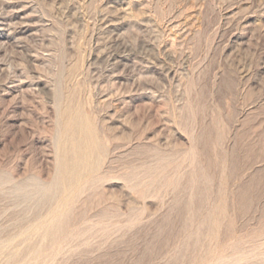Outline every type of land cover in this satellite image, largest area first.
<instances>
[{"label":"rangeland","instance_id":"374dc122","mask_svg":"<svg viewBox=\"0 0 264 264\" xmlns=\"http://www.w3.org/2000/svg\"><path fill=\"white\" fill-rule=\"evenodd\" d=\"M4 1L0 264H264V0ZM67 105L101 159L49 196Z\"/></svg>","mask_w":264,"mask_h":264},{"label":"bare ground","instance_id":"6f19581e","mask_svg":"<svg viewBox=\"0 0 264 264\" xmlns=\"http://www.w3.org/2000/svg\"><path fill=\"white\" fill-rule=\"evenodd\" d=\"M6 1V0H5ZM4 1V2H5ZM136 3V2H135ZM137 4V3H136ZM2 22V21H1ZM185 25V24H184ZM4 26V25H3ZM2 27V26H1ZM4 28V27H3ZM7 32V31H6ZM8 36V34H7ZM10 39V38H9ZM13 39V38H12ZM15 42V41H14ZM20 42V41H19ZM170 42V41H169ZM15 45V44H14ZM18 45V43H17ZM167 48V47H166ZM165 48V49H166ZM169 48V47H168ZM171 48V47H170ZM172 49V48H171ZM70 97V96H69ZM71 100V99H70ZM69 100V101H70ZM74 101V100H73ZM72 101V102H73ZM66 102V101H64ZM63 102V103H64ZM71 102V103H72ZM70 103V104H71ZM79 103V102H78ZM77 103V104H78ZM69 104V103H67ZM80 104V103H79ZM80 107V106H78ZM62 123H61V128L60 129V145H59V150H58V157H57V166H56V172H54L55 179L53 180L52 183H50L48 186L46 187H42V191L44 194L47 195H52V193L54 192H60L61 195L63 196H68V194L72 193L76 187L78 186L79 182L82 180V178L89 172L92 170V168L94 167V163H96L95 157L97 158V151H98V147H97V143L96 140L94 138L92 129L89 127V125L86 123L82 113L80 112V110L78 108H74V106L72 107L71 105H67L65 106V108L63 109V114H62ZM60 126V124L58 125ZM55 145H56V141H55ZM102 146V144H101ZM103 154V153H102ZM57 155V154H56ZM56 157V156H55ZM101 159V156H100ZM99 159V160H100ZM56 160V159H55ZM97 163H100L98 159ZM96 163V164H97ZM97 170V169H96ZM53 174V175H54ZM90 175V173H89ZM94 176V175H93ZM6 177V176H4ZM31 177V176H30ZM3 178V177H2ZM7 178V177H6ZM4 179V178H3ZM28 179V178H26ZM35 179V178H34ZM33 179V180H34ZM99 179V178H98ZM9 180V179H7ZM29 180V179H28ZM32 180V179H31ZM38 180V179H37ZM25 181V180H24ZM30 181V180H29ZM2 182V181H1ZM0 182V183H1ZM27 183H29L28 181H25ZM41 182V181H40ZM39 182V184H40ZM26 183V184H27ZM2 184V183H1ZM5 184V183H4ZM19 184V183H18ZM17 184V185H18ZM38 184V183H37ZM21 185V184H20ZM23 185V183H22ZM41 186V185H40ZM86 186V185H85ZM92 186V185H91ZM27 187V186H26ZM84 187V186H83ZM82 187V188H83ZM89 187V186H88ZM13 188V187H12ZM11 188V189H12ZM21 188V187H20ZM23 188V187H22ZM81 188V189H82ZM25 189V188H24ZM38 189V188H37ZM84 189V188H83ZM16 190V189H14ZM18 190V189H17ZM27 190V188H26ZM8 191V190H7ZM10 191V189H9ZM22 191V190H21ZM14 193H16L15 191H13ZM11 192V193H13ZM81 192V190H80ZM26 194V192H24ZM31 193V192H30ZM41 193V192H40ZM79 193V192H78ZM58 193H55V195ZM28 195V194H27ZM39 195V194H38ZM46 195V196H47ZM59 195V194H58ZM19 196V194H18ZM60 196V195H59ZM27 197V196H26ZM29 197V195H28ZM32 197V196H30ZM44 197V196H43ZM77 197V196H76ZM37 199V197H35ZM52 198V197H51ZM28 199V198H27ZM33 199V198H32ZM31 199V201H32ZM53 199V198H52ZM69 199V197H68ZM67 199V200H68ZM35 200V199H33ZM48 200V199H47ZM74 200V199H73ZM23 201V200H22ZM46 201V198H45ZM53 201V200H52ZM26 202V201H25ZM35 202V201H34ZM51 202V199H50ZM27 203V202H26ZM48 203V202H47ZM46 203V204H47ZM57 203V202H56ZM55 203V204H56ZM67 203V202H66ZM23 204V203H22ZM25 204V203H24ZM28 204V203H27ZM30 204V203H29ZM40 204V203H38ZM43 204V203H42ZM61 204V203H60ZM33 205V204H32ZM36 205V204H35ZM49 205V204H48ZM62 205V204H61ZM68 205V204H67ZM51 206V205H50ZM63 207V206H62ZM70 208L72 209V207L70 206ZM70 213H71V209ZM217 208V207H216ZM215 208V209H216ZM34 210V209H33ZM53 210V208H52ZM59 209H57L58 211ZM67 210V209H66ZM26 211H28V208L26 209ZM24 211V212H26ZM54 212V211H53ZM64 212V211H63ZM69 213V211H67ZM214 212V211H213ZM31 212L29 211V214ZM67 213V214H68ZM33 214V213H32ZM55 214V213H54ZM49 215V214H48ZM51 215V214H50ZM49 215V216H50ZM69 215V214H68ZM38 216V215H37ZM57 216V214H56ZM51 217V216H50ZM70 217V216H69ZM36 218V217H35ZM42 218V217H41ZM47 218V217H45ZM34 219V218H33ZM48 219V218H47ZM68 219V218H67ZM39 220V219H38ZM65 220V215H61V213L59 214V217L57 218V222L54 224L52 221L51 223H53L54 225L51 226L50 228L48 227V229L46 230V234L49 236V238L54 237L55 235L57 236L58 231H60V229L62 228V224ZM55 221V220H54ZM66 221V220H65ZM215 221V220H214ZM217 221V219H216ZM43 222V221H41ZM32 223V222H31ZM65 223V222H64ZM33 224V223H32ZM40 224V223H39ZM49 224V223H48ZM35 225V223H34ZM37 225V224H36ZM67 225V223H66ZM38 226V225H37ZM44 227V226H43ZM33 228V227H32ZM31 228V229H32ZM66 228V227H65ZM21 229V228H20ZM30 229V228H28ZM35 229V228H34ZM42 229V228H41ZM18 230V229H17ZM25 230V229H24ZM62 230L64 232H61L62 234L65 233V230L62 228ZM61 230V231H62ZM30 231V230H28ZM27 231V232H28ZM37 231V230H36ZM35 231V232H36ZM18 232V231H17ZM26 232V230H25ZM24 232V233H25ZM38 232V231H37ZM35 234V233H33ZM43 235V234H42ZM41 235V236H42ZM39 236V235H38ZM60 236V235H58ZM8 237V236H7ZM6 237V238H7ZM26 237V236H25ZM19 238V237H18ZM27 238V237H26ZM30 238V237H28ZM46 238V236L44 237ZM58 238V237H57ZM9 239V237H8ZM42 239V238H41ZM60 239V238H59ZM4 240V239H3ZM26 240V239H25ZM24 240V241H25ZM29 240V239H28ZM38 240V239H37ZM47 240V238H46ZM42 241V240H41ZM48 241V240H47ZM51 241V240H49ZM26 242V241H25ZM36 242V241H35ZM34 242V243H35ZM32 243V242H31ZM43 243V242H41ZM56 243V242H54ZM3 244V243H2ZM6 244V243H5ZM27 244V243H26ZM25 244V245H26ZM53 244V243H52ZM1 245V244H0ZM12 245V244H11ZM11 245L9 247H11ZM28 245V244H27ZM32 244H30L31 246ZM34 245V244H33ZM32 245V246H33ZM38 245V244H37ZM44 245V244H42ZM49 245V244H46ZM22 246V245H21ZM35 246V245H34ZM33 246V247H34ZM42 247V246H41ZM40 247V248H41ZM45 247V246H44ZM44 247L42 248L44 251ZM47 247V246H46ZM5 248V247H4ZM13 248V247H11ZM31 248V247H29ZM39 248V249H40ZM15 249V248H14ZM28 249V248H26ZM12 250V249H11ZM33 250V249H32ZM5 251V250H4ZM16 251V249L14 250ZM27 251V250H26ZM31 251V250H30ZM42 251V250H41ZM18 252V251H17ZM34 252V251H33ZM12 253V252H11ZM22 253V252H21ZM32 253V251H31ZM30 253V254H31ZM42 253V252H41ZM10 254V252H9ZM25 254V253H24ZM34 255V254H33ZM8 256V255H6ZM19 256V255H18ZM13 257V256H12ZM35 257V256H34ZM11 260V257L9 258ZM18 259V258H17ZM9 260V261H10ZM15 261V260H14ZM12 261V262H14Z\"/></svg>","mask_w":264,"mask_h":264}]
</instances>
